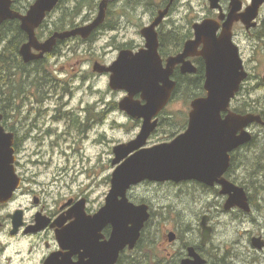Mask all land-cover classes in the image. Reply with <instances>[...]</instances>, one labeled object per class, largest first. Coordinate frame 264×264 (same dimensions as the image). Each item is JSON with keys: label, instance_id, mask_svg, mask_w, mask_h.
Returning <instances> with one entry per match:
<instances>
[{"label": "flooded vegetation", "instance_id": "obj_1", "mask_svg": "<svg viewBox=\"0 0 264 264\" xmlns=\"http://www.w3.org/2000/svg\"><path fill=\"white\" fill-rule=\"evenodd\" d=\"M64 1L60 0L54 9L47 13L42 24L36 29L39 42L46 41L57 32L92 23L98 16L100 5L104 0H95L93 4L83 6L89 8L90 11H97L95 17L87 21L78 19L82 13H78V17L71 21ZM119 1L108 0L104 22L88 37L84 38L77 35L65 39L56 38L51 51L45 53L43 57L29 62L31 63L30 72L33 80L30 85L31 89L23 91L21 87H18L15 99L8 100L4 97L2 101L1 123L5 130L13 133L14 136V166L20 179V185L11 199L8 201L0 200V264H78L81 261L90 264L93 260H97L99 244L108 241L112 235L113 226L111 224H107L100 230L97 229V226L81 229L76 226L77 217L80 213H84L85 217H92L103 207L102 205L98 210L92 209L90 196L86 192L56 195L50 192L49 186L44 188L45 184L40 188L41 191L36 189L38 174H35L33 169L40 165L38 162H34L42 161L40 158L37 159V155L42 154L43 150L47 149H43V147L52 137H56L55 141H50L52 147H62L63 143L66 144L71 140L70 148H76L77 152L84 150L90 141L93 145L96 142L101 145L103 122L112 115H115V121L118 117H124L128 122H133L140 132L144 118L135 117L121 107L122 100L128 95L127 91L120 90L121 99L109 100L105 101L108 103H105L101 98L74 97L76 88L71 83V80L74 79L72 74H76L77 70L80 74L88 75L87 78H83V81L94 80L104 74H108L110 78L111 72H99L97 69L112 65L114 60L106 64L96 60L90 66L91 62L87 61L89 58L87 50L83 51L81 47L90 42H95L98 38L106 37L105 34L109 32L117 31L118 26L113 19L112 7L119 5ZM233 1H237L241 6L238 13L244 12L252 3V0H219L218 7H212L208 0L207 11L204 16H196L186 24H178L175 19L169 21L179 2V0H175L170 6L166 18L156 28L159 40L158 53L164 68L167 67L169 58L183 53L187 43L196 39L194 27L196 23H201L206 19L217 21L216 35L219 37L223 32L224 22L232 9ZM129 2L131 4L138 2L137 5L140 7H144L145 4H147L146 6H154L153 12L146 7L144 10L146 13H153L145 25L149 26L158 16L159 11L168 5L169 0H129ZM22 7L21 3H16V0H13L12 9L21 14H26L30 5ZM222 16L224 17L222 18ZM16 20L19 21L21 27L20 20ZM167 21L170 25H167ZM45 25L48 26L47 32L44 31ZM231 33L233 42L239 47L241 55L242 48L238 38H249L255 41L256 52L262 57L259 65L255 67V87L264 88V3L250 26L241 20H236L232 25ZM27 41L28 35L23 44ZM7 42L4 40L1 46V53L4 55H7V49L3 50ZM146 42L144 36L143 41L139 44H136L133 38L130 40L123 39V42H119L113 50L117 52L116 59L123 50L138 52L145 49ZM203 48L204 43H199L185 58L196 67V72L183 71L182 62L173 67L170 76L171 80L175 81L172 97L168 104L152 118V121L157 120L158 124L144 147L149 148L170 143L188 129L192 101L207 94L205 89L206 62L201 54ZM20 50L19 54L22 58ZM32 50L40 54L37 49L33 48ZM74 59L77 63L74 62ZM81 64H89V66L81 67V69L76 67V65ZM244 65L249 75L241 84L240 91L231 100L230 110L242 115L250 113L260 115L262 122L256 121L243 128V131H249L252 134V138L233 151L231 155L237 150L241 154L239 168L242 170L243 187L247 192L252 208L251 212H244L245 214H252L253 212H262L261 201L264 189L260 183L255 185L252 183L251 185L248 181L247 162L248 156L252 155L253 152L256 155L264 138L261 136L264 132L258 131V129L264 131V105L260 100L248 98L245 95L244 91L252 74L247 69L245 62ZM19 75L20 73H17L16 77ZM61 75H66V77ZM159 85L161 86L162 82H159ZM200 89L203 91L201 95L197 96ZM183 99L187 102V106L185 105L187 110H180L183 114L168 113L167 108L171 103H184ZM132 101L140 102L141 105L146 103L141 92L134 94ZM11 106L13 109L9 112L8 107ZM225 115L226 113H223V117ZM135 138L129 139L128 142ZM62 139L63 142H61ZM113 159L111 165L115 169L116 165H113ZM258 168L259 166L256 167V169ZM257 173L258 170H256V176ZM225 177H228V173L225 174ZM140 186H146L151 190L153 187L157 196L161 193L166 196L169 192L174 197L178 195V190L183 193H185L184 191L191 192L184 187H197L202 192H212L213 189L221 188L218 185L207 186L196 180L178 182L174 180H144L133 185L127 191L128 200L136 205H148L150 217L144 223L135 246L133 248L125 247L120 252L115 264H191L196 260L190 257V248H194L195 252L204 259L203 264H229L226 258H220L214 252L215 249H213L211 241L212 233L206 242L203 241L201 222L205 215L201 217L198 225L194 226L193 222L183 224L180 215L176 213V216L171 217L172 226L168 227L166 223L164 225L165 221H163L166 220V217L163 216L165 213L156 212L153 200L146 196L140 197L134 194L135 189ZM170 189L172 191H169ZM251 193H254L255 198H257L258 207L251 203ZM172 208L174 210V206ZM206 215L209 216L208 225L211 226L210 215ZM156 216L162 220L153 224Z\"/></svg>", "mask_w": 264, "mask_h": 264}, {"label": "water", "instance_id": "obj_2", "mask_svg": "<svg viewBox=\"0 0 264 264\" xmlns=\"http://www.w3.org/2000/svg\"><path fill=\"white\" fill-rule=\"evenodd\" d=\"M59 1L35 0L27 13L21 14L12 9L13 0H0V26L9 19H19L22 30L28 35V41L20 50L26 63L51 51L56 38L65 39L77 35L88 37L106 18L108 0L101 3L98 16L92 23L57 32L46 41L39 42L36 29ZM174 1L169 0L168 5L159 11L151 25L142 28L141 33L147 40L145 49L138 52L123 50L112 65L96 68L99 72H111L110 88L128 92L121 102L122 109L135 117L144 118V122L135 139L114 147L113 165H116V168L112 173L111 188L105 205L92 217H85L84 213L77 217L76 226L79 229L97 226L100 230L107 224L113 226L110 239L99 244L97 260L90 264H115L125 247L135 246L150 213L148 205L130 202L127 191L144 180H196L207 186L218 185L221 187L220 193L227 196L225 210H252L245 188L225 177L231 166V153L252 138V134L243 131V128L256 121L262 122L260 115H242L230 110L231 100L249 75L239 47L231 37V29L236 20L250 26L264 0H252L242 13H238L240 4L233 1L219 37L216 35L217 21L206 19L196 23V39L187 43L183 53L169 58L167 67L164 68L158 53L156 28L165 19ZM209 1L212 7H218L219 0ZM199 43H204L201 54L206 62V96L192 101L190 124L186 132L170 143L144 147L158 124L157 120L152 121V118L172 97L175 88V81L170 78L173 67L182 62L183 71L196 72V67L185 58ZM33 48L40 51V54L35 53ZM159 82H162L161 86ZM139 92L146 100L144 105L132 101L133 95ZM223 113H226L225 117ZM1 122L0 113V200L8 201L19 187L20 179L14 166V136L5 130ZM208 221L209 216L205 215L201 222L204 242L212 233ZM252 245L258 250H263L264 238L253 236ZM190 257L196 260L191 264H203L204 259L194 248H190ZM78 264L85 263L81 261Z\"/></svg>", "mask_w": 264, "mask_h": 264}, {"label": "rangeland", "instance_id": "obj_3", "mask_svg": "<svg viewBox=\"0 0 264 264\" xmlns=\"http://www.w3.org/2000/svg\"><path fill=\"white\" fill-rule=\"evenodd\" d=\"M28 1L32 3L34 0H23L22 2L28 5ZM119 2V5L112 7L113 19L118 26L117 31L109 32L105 34L106 37L98 38L95 42H90L81 47L83 51L87 50V56L89 57L87 61L91 62L90 66L96 60L103 62V64L112 60L115 61L117 52L113 50L119 42H123V39L130 40L133 38L136 44L143 41L141 30L153 14L146 13L144 10L146 7L153 12L154 6H146L147 4H145L144 7H140L137 5L138 2L131 4L129 0H120ZM64 4L67 8H76V0H65ZM207 5L208 0H179L169 21L175 19L178 24H186L196 16H204ZM78 13H82L78 18L80 21H87L95 17L97 11H90L89 8L83 7V11L81 9ZM77 17L78 14L74 19ZM169 21H167V25H170ZM44 27V31L47 32L48 26L45 25ZM238 39L242 48L241 57L252 74L244 93L248 98L260 100L264 105V88L255 87V67L259 65L262 57L256 52L254 40L249 38ZM74 62L77 63L76 59H74ZM77 66L81 69V67L85 68L89 64ZM61 76L66 77V75ZM87 76V74L78 73V70L76 74H72L74 79L71 80V83L76 88L74 97L101 98L104 102L121 99L122 93L110 88L108 74L101 75L94 80L83 81V78H87ZM183 101L184 103H171L167 108L168 113L183 114L180 110H187V102L184 99ZM12 109L13 106L8 107L9 112ZM258 131L264 132L262 129H258ZM102 133L101 145L97 142L93 145L90 141L81 152H77L76 148H70L71 140L66 144L63 143L62 147H52L50 141H55L56 137L49 139L43 147V149H47L43 150L42 154L37 155V159L40 158L42 161L38 159L39 161L34 162L40 164L33 169V172L38 174L36 189L40 190L45 184L44 188L49 186L50 192L56 195L86 192L90 196L92 209L98 210L101 205L104 206L111 188V177L114 171V167L111 165V160L114 158L113 147L119 142L126 143L129 139L135 138L139 131L133 122H128L124 117H118L115 121V115H112L103 122ZM261 136L263 138L264 133ZM63 141L62 139L61 142ZM237 171L239 177L243 179L242 170L238 168ZM261 172L260 174H263V171ZM229 179L233 181L231 178ZM234 183L241 185L237 182ZM152 189L154 191L146 186H140L135 189L134 194L140 197L146 196L154 201L156 212L165 213L163 215L166 217V220H163L165 221L164 225L166 223V226H172L171 217L176 216V213L180 215L183 224L193 222L194 226L198 225L203 215L209 214L210 225L213 228L211 241L213 249H215L214 252L217 253L218 257L226 258L229 264H264V249L258 250L252 245L253 236L262 235L264 237V195L261 202L262 212L245 214L239 208L225 210L224 203L227 196L222 195L220 189H213L212 192H202L197 187H184V189H189L191 192L184 191L185 193H183L178 190V195L175 197L169 192L166 196H163L162 193L157 196L156 190L153 187ZM169 191H172V189ZM172 206H174V210ZM160 220L162 219L156 216L152 223L157 224Z\"/></svg>", "mask_w": 264, "mask_h": 264}, {"label": "trees", "instance_id": "obj_4", "mask_svg": "<svg viewBox=\"0 0 264 264\" xmlns=\"http://www.w3.org/2000/svg\"><path fill=\"white\" fill-rule=\"evenodd\" d=\"M22 1L23 0H16V3L22 4V8L31 4V2L28 1V5H25ZM94 2L95 0H76V8H67L68 17L73 21L74 17L85 4H93ZM79 7L80 10L78 11ZM26 39L27 34L21 29L18 20H8L0 26V111L3 109L2 101L4 97L8 100L15 99L18 87H21V90L23 91L31 89L30 85L33 83L30 72L31 63H26L19 54L20 46ZM4 40L8 41L3 49H7V55L1 53V46ZM17 73H20L19 77H16ZM202 91V89L198 90L197 96L201 95ZM254 153L255 152L248 156V181H250L251 185L252 183L254 185L260 183L264 189V140L258 147L256 155H254ZM240 160L241 154L237 150L232 154V164L228 172V178H231L234 182L243 186V179L239 177L237 171L240 165ZM257 166H259L258 169H256ZM256 170H258L257 176ZM261 171H263V174H260L262 173ZM260 176H262L261 180L259 179ZM250 200L254 206H259V202L257 198H255L254 193H251Z\"/></svg>", "mask_w": 264, "mask_h": 264}]
</instances>
